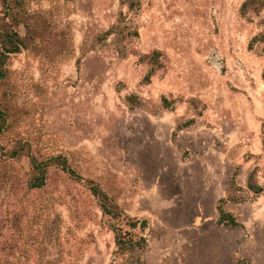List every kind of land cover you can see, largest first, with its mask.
I'll return each mask as SVG.
<instances>
[{
  "label": "rangeland",
  "instance_id": "374dc122",
  "mask_svg": "<svg viewBox=\"0 0 264 264\" xmlns=\"http://www.w3.org/2000/svg\"><path fill=\"white\" fill-rule=\"evenodd\" d=\"M244 1L0 0V54L20 39L0 63V264H112L129 218L147 264H264L245 186L254 167L264 185V9ZM236 167L244 200L222 206L244 228L216 223Z\"/></svg>",
  "mask_w": 264,
  "mask_h": 264
},
{
  "label": "trees",
  "instance_id": "16d2710c",
  "mask_svg": "<svg viewBox=\"0 0 264 264\" xmlns=\"http://www.w3.org/2000/svg\"><path fill=\"white\" fill-rule=\"evenodd\" d=\"M255 8L257 11L264 9V1L261 0H245L241 6L240 11L243 13L247 9ZM4 41L7 46L4 45V51L0 54V63H3L2 56H7L10 53L17 51V43H19L20 39L16 35L15 32L5 33ZM252 41H259L264 43V27L263 30L256 35ZM151 73L148 72L146 75V79L149 80V76ZM261 78L264 80V67L261 71ZM169 105H166L168 107ZM192 123V120H188L184 122L182 125H177L176 129L180 130L182 127L188 126ZM175 135V133H173ZM264 152V143L262 146ZM57 160H59L57 158ZM33 168L35 171V175L30 180L31 187H40L45 183V168L46 165L39 161L37 162L35 159L32 161ZM61 168L67 171L69 174L77 176L76 173L67 165L65 159L58 161ZM258 168H252L246 177L245 186L246 189L252 192L254 195H259L264 191V185L260 184L255 176L257 175ZM239 173V167H236L234 171L231 173L230 177V187H234L237 190L236 196L234 195H225L218 199L216 204V209L218 211V217L216 223L218 225H225L231 227H241L244 228V225L238 221L230 212L226 211L223 208V203L225 202H240L244 200V196L238 192H242L243 187L236 185V177ZM263 178H264V170H263ZM91 193L100 201L101 208L105 213H108L112 216L117 215L109 205L106 204L107 196L106 194L99 189L97 185H90L89 187ZM127 228L122 229L121 227H113L114 234V250H113V258L112 264H147L140 254L141 251L146 247L147 240L144 235L145 230L148 228V222L146 219H137V218H129L126 222ZM138 230V231H136Z\"/></svg>",
  "mask_w": 264,
  "mask_h": 264
},
{
  "label": "crops",
  "instance_id": "0c3cea01",
  "mask_svg": "<svg viewBox=\"0 0 264 264\" xmlns=\"http://www.w3.org/2000/svg\"><path fill=\"white\" fill-rule=\"evenodd\" d=\"M221 197H223V196H221ZM221 197H219V198H221ZM256 197H257V196H256ZM219 198H218V199H219ZM217 201H218V200H217ZM240 228H241V227H240Z\"/></svg>",
  "mask_w": 264,
  "mask_h": 264
}]
</instances>
